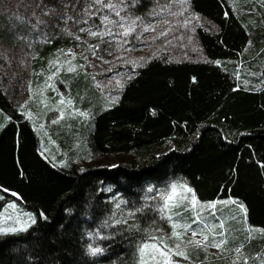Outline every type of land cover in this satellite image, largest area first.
Returning a JSON list of instances; mask_svg holds the SVG:
<instances>
[{"label": "trees", "instance_id": "obj_1", "mask_svg": "<svg viewBox=\"0 0 264 264\" xmlns=\"http://www.w3.org/2000/svg\"><path fill=\"white\" fill-rule=\"evenodd\" d=\"M133 1L103 0L115 6L108 8L94 0H54L57 15L71 19L53 18L46 29L32 26L33 9L26 16H0V40L35 52L31 91L26 92L31 100L18 104L0 85V192L31 210L37 221L26 231L0 235V264H138L140 243L168 222L155 211L160 201L149 199L155 192L147 190L178 181L189 184L201 202L231 197L243 203L247 222L240 213V221L228 225L227 246L230 250L243 243L249 257L264 253V235L253 232L249 242L245 231L264 229V169L259 166L264 163V6L258 0H185L194 13L217 26L214 33L195 29L208 61L173 62L158 55L136 69L124 67L127 78L113 103L85 70L87 52L94 51L90 44L98 37L90 33H116V26L128 25L116 15L119 6L127 7L126 16L142 18L150 1L140 0L131 8ZM31 2L35 6L40 0ZM35 12L40 15L37 8ZM105 16L115 23H104ZM10 28L14 35L8 34ZM75 45L81 53L72 62L84 67L68 73L63 65L55 80L73 99V107L89 115L53 124L48 122L52 112L35 104L41 95L32 93L55 71L48 62L55 56L68 60L59 50L66 53ZM47 95L53 103L49 91ZM27 109L47 123L53 159L40 150ZM86 155L124 160L115 167L82 166ZM137 208L143 211L128 225L138 223L147 232L115 223ZM89 243L105 251L92 257L86 252Z\"/></svg>", "mask_w": 264, "mask_h": 264}, {"label": "rangeland", "instance_id": "obj_2", "mask_svg": "<svg viewBox=\"0 0 264 264\" xmlns=\"http://www.w3.org/2000/svg\"><path fill=\"white\" fill-rule=\"evenodd\" d=\"M150 5L143 13L142 18L129 17L125 15V10L129 13L127 7L123 10L119 6V13L125 20L130 21L128 25L124 27L116 26V33L112 34L109 30H100L98 37L92 40L90 44L92 50L95 51V55L91 52H87V65L85 70L92 74L95 78V87L104 94V99L113 102L116 100L118 91L123 86L128 71L122 68L130 67L136 69L145 65L149 60L158 56L164 55L166 58L173 62H206L208 61L202 53L201 45L195 36V29L201 27L208 29L211 32L217 31V26L203 18L202 16L194 13L190 7L188 1L185 0H149ZM118 2L125 3L126 0H118ZM135 2V3H134ZM140 0H134L130 6L138 7ZM34 2L20 3L16 0H0V16H14V14L29 15L31 9L34 10ZM117 4V3H116ZM123 6V4H122ZM32 10V11H33ZM31 11V12H32ZM19 16V15H18ZM21 17V16H20ZM131 25L132 31L128 36L122 35L126 27ZM118 29V31H117ZM116 34V35H115ZM107 36H109L107 38ZM121 36V37H120ZM81 47L75 45L72 47L71 52L77 56L81 53ZM0 51H5L8 57L7 62L0 59V85L8 97L12 98L16 103L24 105L31 100V95L26 94L31 89V62L35 56V52L29 46H16L15 44H4L0 40ZM93 51V52H94ZM79 52V53H78ZM97 55V56H96ZM68 60H71V56H66ZM81 57H83L81 55ZM56 91L51 88L45 89L43 96H40L36 106L44 112H52V119L59 116V112L49 111V108H54L56 102L60 99V95L63 94L66 98H69L64 89L59 85V82L55 78L51 81ZM50 92V98L55 99L52 103L49 101L47 92ZM44 100L45 103H41ZM38 104V105H37ZM70 109L65 108V112H69ZM28 113L32 115V119L29 121L36 130L40 138V150L48 157L54 158L55 153L53 149V143L49 140L47 130L43 121L39 120V117L30 109L25 111L26 117ZM81 117V116H76ZM88 117V116H87ZM73 118L66 116L65 121ZM62 121V120H60ZM43 125V128H41ZM84 160L80 161L82 166H94V167H112L115 166L121 160L122 157H106V156H84ZM158 200V199H157ZM155 201V200H150ZM225 201V200H220ZM207 204L209 202H202ZM10 204H15V210L8 207ZM231 205V204H229ZM223 203H217L215 209V216L212 215V210H205L203 216L205 217L204 223L193 224L192 228L201 229L206 223L209 226L217 225L221 220L225 221L226 228L228 225L240 221L239 214L241 213L239 208L230 207ZM5 210L7 214L13 215V217H19L23 222L27 220V214L33 216V212L27 208L21 206L15 201L13 197H8L0 192V227L15 226L18 224L13 221L5 223ZM182 211V210H181ZM235 217V219H233ZM193 218V212H183V220L181 222L191 223ZM160 229V231H156ZM253 229L259 230V228L253 227ZM219 232L220 229L216 228ZM172 229L169 221L165 223V227L155 228L150 231L149 234L155 236L171 237ZM259 232V231H254ZM1 235V234H0ZM191 231L186 234L185 239H191ZM200 237H198L199 239ZM211 239V237H210ZM170 245L177 243L174 239H169ZM228 249L229 247L226 246ZM190 260H184L181 257H173L178 264H231L236 258L232 252L222 255L216 248L209 247L207 252L202 249L189 246ZM207 256V259L205 257Z\"/></svg>", "mask_w": 264, "mask_h": 264}, {"label": "snow or ice", "instance_id": "obj_3", "mask_svg": "<svg viewBox=\"0 0 264 264\" xmlns=\"http://www.w3.org/2000/svg\"><path fill=\"white\" fill-rule=\"evenodd\" d=\"M94 2L96 4H103V0H94ZM233 2L238 4L239 0H233ZM258 2L261 3L262 6H264V0H258ZM103 6L108 8L115 7L111 3L103 4ZM36 8L37 10H39L40 15L37 16L36 12L33 13V16L35 17V23L32 26L37 29H46L48 27H51V20L53 18L57 20L64 19L65 21L67 19H71V17H61L57 15L58 5L54 2V0H40V2L36 5ZM119 14V12H116L117 16H119ZM225 16H228V12H225ZM43 17H49L50 19L45 20ZM18 19H21L22 22L29 23L27 18ZM103 22L106 24L115 23L114 21H109L107 16L103 18ZM120 26L124 27V25ZM132 30L133 29L131 25H129L125 28L122 35L128 36ZM80 31L83 32L85 31V29L81 28ZM8 34L14 35L15 28L8 29ZM90 35L96 36L100 35V33L91 32ZM20 38L22 39L23 37ZM76 39H79V37H76ZM249 43H251V41ZM59 51L61 55L71 56L72 59L61 61L59 56H55L54 59L50 60L48 62V68L55 69V71H52V73L46 77L44 85L38 88L35 92H33V95H36L38 93L39 95L43 96V93L47 88H51L53 91H56L54 85L51 84V81L54 78H58V75L61 71V67L63 65H66L65 71H67L68 73L76 72L77 67H84L83 65L77 66L73 64L72 60L75 59V55L70 50L66 53L63 50ZM261 52H264V49H261ZM93 55H95V51L93 52ZM0 59H3L10 63L5 51H0ZM35 75H43V72L35 73ZM239 78V73H237V79ZM41 103H45V101L41 100ZM113 103H115V100L113 101ZM65 108L70 109V111L66 113ZM49 111L59 112V116L51 120V123L53 124L59 123V121L65 119L66 116H71L75 118L76 116L87 117L89 115L88 112H83L78 108H74L73 99L66 98L63 94L60 95V99L56 102L55 107L49 108ZM28 119H32V115L30 113H28ZM3 127L4 124L0 123V130H2ZM41 128H43V125H41ZM60 166L65 165L61 164ZM259 166L264 169V163H260ZM3 191L7 192L8 190L3 189ZM147 191L149 193L155 192V195L151 196L149 199H158L160 201V203L155 206V211L159 213L161 219H166L167 221H169L172 232L171 237L155 236L149 234L147 236V239L142 241L137 248L138 264H178V262L175 261L173 257H181L184 260H190L189 246L202 249L205 252H207V249L209 247L216 248L222 255H226L227 253L232 252L235 254L236 258L231 262V264H249L250 260L259 261V264H264V259L261 258L262 256H264V253H259L255 257H249L244 254L243 249L245 245L243 243L230 250L226 247L229 244V235L231 229L226 228L225 221L221 220L219 224L212 226H209L205 223L204 227L199 230L192 228L193 224L204 223L205 217L202 214L206 209L212 210V215L215 216V209L217 203H223L224 205H236L239 208L240 212L244 214V221L247 222L248 210L243 203H238L236 200L229 197V199L225 201H213L204 204L199 201L196 191L189 184L180 181L170 183L164 189H155L150 187ZM11 195L17 196L15 192H12ZM17 198L19 199V197ZM121 203H123V201H121ZM8 207L15 210L16 205L10 204L8 205ZM116 207L119 208L120 203H118ZM145 207H148V205H146ZM142 211V208H137L135 211H130L127 213V216L125 218L117 219L115 220V223L128 225L129 219L134 218L137 213ZM188 211L193 212V218L191 220V223L181 222L183 220V212ZM5 213V223L14 220V223L18 224L19 227H0V234H9L16 233L18 231H26L31 225L37 222L36 218L33 217L31 214H27V220H24L22 222L18 216L14 218L13 215L7 214V210H5ZM40 217L43 219H47L43 212L40 213ZM233 219H235V217H233ZM153 223H155V221H153ZM128 227L137 231H148L147 229H141L138 223H133L131 225H128ZM216 228H219L220 231L217 232ZM156 231H160V229H156ZM189 231H191L192 238L185 239L186 234ZM245 231L248 232L247 239L249 242L253 239L252 233L254 231H259L262 235H264V229L256 230L249 227L245 229ZM87 235L90 238L94 239L92 233H88ZM198 237L200 238L198 239ZM100 238L107 239L108 237ZM169 239H174L177 241V243H175V245H170L168 243ZM104 251V248L99 246H93L92 243H89L86 249L87 254L92 257L103 254ZM205 259H207V256L205 257Z\"/></svg>", "mask_w": 264, "mask_h": 264}]
</instances>
